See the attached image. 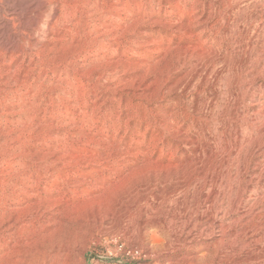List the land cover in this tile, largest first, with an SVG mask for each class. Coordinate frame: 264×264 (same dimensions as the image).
Masks as SVG:
<instances>
[{"label": "rangeland", "instance_id": "obj_1", "mask_svg": "<svg viewBox=\"0 0 264 264\" xmlns=\"http://www.w3.org/2000/svg\"><path fill=\"white\" fill-rule=\"evenodd\" d=\"M126 3L123 84L119 83L117 67L108 66L115 59L99 52L78 58L77 52L59 44L62 50L55 54L38 55L37 50L26 49L21 54L9 50L0 56L1 71L7 70L3 60L9 61L11 56L21 67L19 73L0 78V264H264L261 210L243 209L247 220L237 225H232L236 216L219 212L230 194L225 186L233 185L236 177L237 160L234 155L219 154L217 142L205 140L200 144L203 152L218 154L212 196L216 208L181 213L169 229L180 237L170 251H163L150 237L139 242L130 238V219L124 217L129 201H134L133 196L124 200V192L130 193L137 184L153 185L154 177L144 170L131 179L135 166L122 171L118 167L114 173L103 160L108 141L117 130L121 137L126 129L127 115L134 117L130 124L133 130L144 131L155 123L152 109L174 67L173 55L164 60L157 50L158 35L179 42L191 30L200 32L196 19L201 13L210 18L202 41L208 39L216 52L229 54L237 63L233 74L246 81L243 87L231 88L232 102L227 101L228 95L217 82L209 87L220 106L228 102L234 109L231 140L239 147L244 137L240 126L252 124L244 114L255 105V93L264 102V63L255 67L258 57L264 60V2L242 0L234 9L229 7L232 0ZM171 4H179V10ZM28 5L0 0V37L5 34L26 46L32 44L31 31L23 27L34 16L26 15ZM248 13L257 19L253 25L245 19ZM150 19L176 26L154 25ZM191 64L199 69L196 62ZM223 71L220 66L218 73ZM181 88L171 99L182 98ZM250 155L249 171L242 176L243 188L249 187L248 191L262 187L253 177L258 173L254 171L257 165L264 167V141ZM148 159L140 157L132 163L141 169ZM206 171L207 167L203 168L200 176ZM249 195L245 194L247 199ZM109 205L120 207L113 210L119 213L118 220L108 227L105 218ZM24 228L29 231L24 233ZM120 228L126 230V237L119 233ZM208 228L211 232H205ZM152 231L156 230L150 229L149 234Z\"/></svg>", "mask_w": 264, "mask_h": 264}, {"label": "bare ground", "instance_id": "obj_2", "mask_svg": "<svg viewBox=\"0 0 264 264\" xmlns=\"http://www.w3.org/2000/svg\"><path fill=\"white\" fill-rule=\"evenodd\" d=\"M9 1L29 4L26 15L33 13L34 16L26 20L23 27L31 31L32 44L26 46L2 34L0 56H5L9 50H12V53L21 54L26 49L37 50L38 55H41L55 54L64 48H69L77 52L78 58L82 55L92 57L99 52L115 59L108 66L117 67L119 83L123 84L126 67L124 60L126 17L128 15L126 0ZM261 1L264 2V0ZM241 2L242 0H232L229 7L234 9ZM172 5L179 10V4ZM160 6L161 3H158L157 7ZM191 11H194V4H191ZM245 17L250 25L257 22L253 13H248ZM209 21L210 18L201 13L196 19V24L202 30L198 33L192 30L187 32L179 42H176L174 38L168 39V37L158 35L157 50L164 60L173 55L171 61L174 67L159 89L157 103L152 109L151 113L155 118V123L152 127L147 125L144 131H141L142 129L133 130L130 124L134 117L127 115L126 129L121 137L117 130L113 135V140L108 141L107 153H103L105 156L103 160L110 168L109 170L114 173L118 167L121 168L119 171H122L124 168L135 166L136 170L130 174L131 179L144 170L154 177L153 185L137 184L130 193L124 192V195L127 194L124 200L130 199L131 196L134 197V201H129L124 217L130 219L128 220L130 238L139 242L150 237L153 242H158L159 246L163 247V251H170L173 249V244L180 241L179 234H172L169 229L175 225V220L181 213L189 210L199 213V210L204 207L216 208V201L212 199V196L214 194L213 180L219 169L216 164L218 154L214 151L203 152L201 150L200 144L205 140L217 142L219 154L234 155L237 160L236 177L233 185L225 186V190H229L230 194L225 201V207H221L219 212L224 216H236L232 225L242 224L247 220L246 213L242 212L247 207H250V211L261 210V214H264V167L259 168L257 165L254 169L258 173L253 179L257 185H262L260 189L254 188L248 191L249 187L243 188L242 178L244 173L249 171L251 151L260 148L264 141V102L260 100L261 96L255 93V97H258L257 100L254 99L255 105L251 108V112L244 114L245 120L251 119L252 124L244 122L240 126L239 130L244 137L240 146L234 147L231 131L235 111L228 103L234 99L233 95L229 96V94L233 86L243 87L246 81H239L238 76L233 74L237 63L229 54L222 51L216 52L206 38L202 41L207 35L205 27L208 26ZM149 23L176 26L174 23L152 21V19ZM179 24L181 25L182 22ZM68 39L80 42L76 44L72 41L68 44ZM185 41L188 43L184 44ZM198 41L201 45L195 43ZM59 44L63 45L62 49L58 48ZM14 57L11 56L9 61L3 60L8 68L5 71L0 70V78L5 76L4 74L11 76L19 73L21 67ZM193 62L197 63L199 69L195 70V66L191 64ZM255 63V67L259 68L262 67L264 60L261 61L258 57ZM220 66L224 69V74L218 73ZM213 81L217 82L228 95V102L221 106L216 101V96L209 91ZM180 88L183 92L182 98L171 99L172 93ZM194 92L198 93L196 97H192ZM166 103H169V106L166 107ZM115 128L116 126L113 125L112 129L115 130ZM130 135H134L135 138ZM117 138L120 139L119 142ZM176 142H179V145ZM148 156L149 159L143 162L144 166L141 169L138 163H132V160ZM155 157H157L156 160H154ZM206 167V173L200 176V171ZM158 178H161V181H158ZM207 179H209L208 182ZM126 182L128 183V180ZM208 186L209 189H207ZM247 193L250 194L248 199L245 196ZM252 199L254 203L250 206ZM211 202L213 206H209ZM117 207L120 205L113 207L109 205L105 218L106 226H113L118 220L119 213L115 214L113 211ZM169 217L170 221L167 222ZM150 229L156 231L149 234ZM221 229L226 230L223 224ZM119 230L120 234H126L125 229L120 228ZM27 231H29L28 228H24V233ZM205 232H211V228L206 229ZM8 235L11 236V234Z\"/></svg>", "mask_w": 264, "mask_h": 264}]
</instances>
